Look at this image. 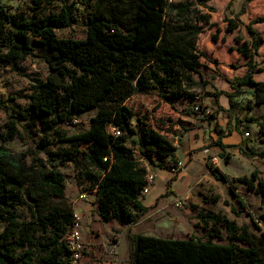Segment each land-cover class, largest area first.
Masks as SVG:
<instances>
[{
  "label": "trees",
  "instance_id": "obj_1",
  "mask_svg": "<svg viewBox=\"0 0 264 264\" xmlns=\"http://www.w3.org/2000/svg\"><path fill=\"white\" fill-rule=\"evenodd\" d=\"M52 1L35 0L38 4ZM208 1L84 0L87 34L80 39L57 34V29L79 23V16L73 12L75 5H63L61 11L37 18L11 13V7L0 0V68L34 54L35 44L47 51L44 59L49 66L46 79H34L26 106L18 105L13 96L0 99V109L6 113L1 140L19 139L27 146L13 153L0 143V222L4 223L0 229V264H69L71 252L65 234L74 222V208L66 197L65 175L59 169L69 162L91 167L87 174L94 183L95 204L102 220L114 219L130 227V264H264V231L254 217L258 231L223 212L199 211L200 220L211 232L206 240L131 230L150 206L140 198L147 184L146 168L128 141L150 161L169 158L178 166L179 159L177 147L165 135L147 127L143 120L133 126L135 113L126 101L154 86L164 92L184 71L198 70L202 57L198 36L210 22L214 8L200 12L193 6ZM251 1H243L237 17ZM228 20V31H234L238 22ZM256 22H264V18L247 27L252 43L238 50L249 59L248 68L233 81L235 93L228 96L231 101L243 92V86L254 87L255 104L263 105L264 81L254 77L253 57L263 41L252 26ZM181 95L175 90L165 98L172 101ZM90 111H95L90 128L69 133V127L76 125L74 120ZM253 123L264 139V115L237 122L245 124L249 134ZM110 126L118 128L120 134L114 135ZM232 132L229 126V132L220 133L215 144L222 150L230 147L223 137ZM133 135L140 138L131 139ZM253 153V149L246 152L249 156ZM216 176L230 183L225 173ZM177 177L174 174L167 179L165 192L158 198L174 192L172 181ZM236 180L259 194L264 203V181L258 169ZM230 188L237 197L232 183ZM219 198L216 195L212 200ZM26 199L35 208L36 220L24 221L19 216L18 205ZM238 200L245 207L244 201ZM232 210L236 212L234 207ZM221 230L227 234L226 243L214 240Z\"/></svg>",
  "mask_w": 264,
  "mask_h": 264
},
{
  "label": "rangeland",
  "instance_id": "obj_2",
  "mask_svg": "<svg viewBox=\"0 0 264 264\" xmlns=\"http://www.w3.org/2000/svg\"><path fill=\"white\" fill-rule=\"evenodd\" d=\"M83 1L55 0L38 4L35 0H1L11 7V13L37 18L59 12L63 5H75L73 12L79 16V23L57 29V34L59 37L80 39L87 34L84 19L88 11ZM171 1L179 3L185 0ZM243 1L209 0L204 5L193 6L200 12H209L211 7L214 8L210 22L204 24V30L198 36L197 47L202 53L201 66L196 71H184L183 76L164 92L154 86L147 92L133 94L126 101L135 113L133 126L136 127L138 121L143 120L147 127L165 135L177 147L179 159L178 166L169 158L166 161L157 158L150 161L140 153L137 145L128 141V145L136 149V157L141 166L146 168L147 174L154 175L151 189L140 194L150 209L140 222L131 226V230L137 234L166 238L194 236L206 240L211 232L200 220L199 211L223 212L235 218L240 225L250 222L255 231L258 229L252 217L264 226V203L261 196L236 180L243 175L250 176L254 169H258L259 177L264 181V139L259 136L258 126L251 124L250 135L245 136V124H237L251 116H263L264 104H255V88L250 86H243V92L231 101L228 96L235 93L233 81L242 77L248 68L249 59L238 50L239 46L252 43L247 27L259 17L264 18V0L249 2L246 11L237 17ZM230 18L238 22L234 31L227 29ZM252 26L263 38L253 57L256 69L254 77L264 81V22H256ZM45 55L47 51L35 44L34 54L1 67L0 99L13 96L18 105L26 106L34 79H46L49 73ZM175 90H180L182 95L172 101L166 100L165 96ZM94 114L95 111H90L79 118L76 125L69 127V133L88 130ZM5 120L6 113L0 109V129H3ZM229 126L233 132L224 136L223 142L231 146L222 150L215 143L220 133L229 132ZM133 138L139 139L140 136L133 135ZM244 141H248V144ZM0 143L13 153L27 148L19 139L3 142L0 138ZM250 149L254 151L251 156L246 154L250 153ZM222 153L228 155L229 159L222 157ZM59 169L65 175L66 197L74 211L82 216L86 252L89 258H93L90 264H130V241L127 236L130 227L121 226L114 219L109 222L102 220L95 204L94 183L87 174L91 167H76L69 162L59 166ZM218 172L226 174L235 187L237 197L232 193L229 182L217 178ZM174 174H178L172 181L174 192L158 198L165 192L167 179ZM83 193L87 194L86 198H81ZM216 195L220 198L214 202L212 197ZM239 198L244 201L245 208ZM233 207L236 212H233ZM18 213L24 221L37 218L35 208L27 199L18 205ZM3 226L4 223L0 222V229ZM120 237L117 253H104L103 247L113 244ZM214 240L228 242L226 232L221 230Z\"/></svg>",
  "mask_w": 264,
  "mask_h": 264
},
{
  "label": "built area",
  "instance_id": "obj_3",
  "mask_svg": "<svg viewBox=\"0 0 264 264\" xmlns=\"http://www.w3.org/2000/svg\"><path fill=\"white\" fill-rule=\"evenodd\" d=\"M77 122V120H74ZM110 130L114 135L120 134V130L114 126H110ZM246 136L250 134L246 131L244 133ZM174 169V168H173ZM154 175L147 174V184L143 189L142 193H147L149 191L150 185L152 184ZM87 194H81V198H86ZM83 223L82 216L79 212L74 211V222L71 225L69 231L65 234V243L70 249V258L69 264H84V257L86 255V243L83 234ZM117 240L108 247L109 254L114 253L115 248L117 247Z\"/></svg>",
  "mask_w": 264,
  "mask_h": 264
},
{
  "label": "crops",
  "instance_id": "obj_4",
  "mask_svg": "<svg viewBox=\"0 0 264 264\" xmlns=\"http://www.w3.org/2000/svg\"><path fill=\"white\" fill-rule=\"evenodd\" d=\"M167 182V181H166ZM153 185H151L150 186V189H151V187H152ZM243 207V206H242ZM243 208H245V207H243ZM231 218V217H230ZM233 219H235V218H233ZM245 224H247V225H249V227L252 229V227L250 226V222H248V221H246L245 222ZM258 225H260L261 226V229L264 231V226L261 224V223H258ZM120 241H121V237L117 240V244L119 245V243H120ZM112 244V243H111ZM111 244L109 245V246H104L103 247V250H104V253H107L108 255H114V254H116L117 252H116V249H117V247H118V245H117V247L115 248V251H114V253H112V254H109V252H108V247H110L111 246ZM92 256V255H91ZM93 257V256H92ZM93 258H89L88 257V255H87V252H86V255H85V257H84V264H87L88 263V261H89V264H90V262H91V260H92ZM102 264H109V263H106V262H103Z\"/></svg>",
  "mask_w": 264,
  "mask_h": 264
}]
</instances>
